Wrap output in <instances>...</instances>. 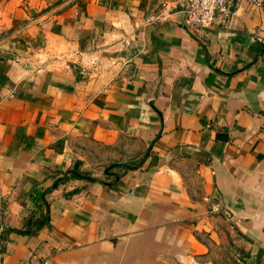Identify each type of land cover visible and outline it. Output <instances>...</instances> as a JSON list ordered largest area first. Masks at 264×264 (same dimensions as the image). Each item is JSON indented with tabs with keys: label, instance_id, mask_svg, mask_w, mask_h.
<instances>
[{
	"label": "crops",
	"instance_id": "obj_1",
	"mask_svg": "<svg viewBox=\"0 0 264 264\" xmlns=\"http://www.w3.org/2000/svg\"><path fill=\"white\" fill-rule=\"evenodd\" d=\"M182 4H10L0 264H253L264 250V4L193 30ZM111 165L129 169L105 185ZM59 179L49 225L1 241Z\"/></svg>",
	"mask_w": 264,
	"mask_h": 264
},
{
	"label": "built area",
	"instance_id": "obj_2",
	"mask_svg": "<svg viewBox=\"0 0 264 264\" xmlns=\"http://www.w3.org/2000/svg\"><path fill=\"white\" fill-rule=\"evenodd\" d=\"M240 0H183L184 26L189 30L205 29L211 26L217 16L226 20L232 9L238 6ZM255 8H260L264 0H246ZM40 264H50L43 260Z\"/></svg>",
	"mask_w": 264,
	"mask_h": 264
},
{
	"label": "trees",
	"instance_id": "obj_3",
	"mask_svg": "<svg viewBox=\"0 0 264 264\" xmlns=\"http://www.w3.org/2000/svg\"><path fill=\"white\" fill-rule=\"evenodd\" d=\"M113 169H120V170L125 171V170H127L129 168L123 167L121 165H111V166L107 167L106 175L108 177H112V181L109 184H105V185H111L118 179V177H119L118 174L112 173ZM70 174L73 177L91 180L90 178L83 177V176H81L79 174H76L74 172H70ZM60 181H61V179L57 180L56 184L53 185L50 189H47V190H44V191H37V190L33 191L32 198H33V202L35 203L36 214L31 215L27 219V221H26V229L25 230H23V231L5 230L4 233H3V237L1 238V241L5 240L4 235H6L8 233L13 232V233H21V234H23L27 230V232H28L27 234L30 235V234H33L39 228L49 225L48 207H47L46 201L44 199V196L48 192H50L52 189H54V187H56L57 183L60 182ZM260 252H261V250L259 249L258 253H257L256 260L258 259V254H260ZM255 264H257V261H256Z\"/></svg>",
	"mask_w": 264,
	"mask_h": 264
},
{
	"label": "rangeland",
	"instance_id": "obj_4",
	"mask_svg": "<svg viewBox=\"0 0 264 264\" xmlns=\"http://www.w3.org/2000/svg\"><path fill=\"white\" fill-rule=\"evenodd\" d=\"M22 1H24V0H0V23L2 22V20H6L7 18H5L6 16V13L8 12V11H10L11 10V6H10V4H12V5H14V6H16L17 4H21V2ZM49 2H57V1H62V0H48ZM3 14H4V16H3ZM3 24V23H2ZM231 247V246H230ZM230 247H229V250H228V252H230L232 249H230ZM238 248H240V247H238ZM245 252H246V250H245ZM258 253V252H257ZM257 253L253 256L254 258H253V264H255L256 263V261H257V264H264V250H262L261 252H260V254H258V259L256 260V258H257ZM238 257H240V255L239 256H237V259H238ZM239 261V260H238ZM225 262V261H224ZM230 262V261H229ZM241 260H240V264H241ZM227 264H231V263H228L227 262ZM245 264V263H244Z\"/></svg>",
	"mask_w": 264,
	"mask_h": 264
},
{
	"label": "water",
	"instance_id": "obj_5",
	"mask_svg": "<svg viewBox=\"0 0 264 264\" xmlns=\"http://www.w3.org/2000/svg\"><path fill=\"white\" fill-rule=\"evenodd\" d=\"M148 153H149V151L147 150V152H146V154H145V157L148 156ZM145 157H144V158H145ZM142 161H143V159L141 160V162H142ZM141 162H140V164H141ZM140 164H139V165H140Z\"/></svg>",
	"mask_w": 264,
	"mask_h": 264
}]
</instances>
